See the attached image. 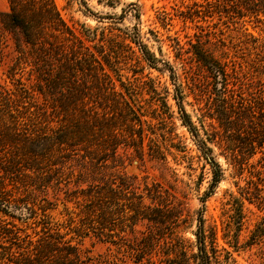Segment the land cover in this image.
Returning <instances> with one entry per match:
<instances>
[{"label":"rangeland","instance_id":"1","mask_svg":"<svg viewBox=\"0 0 264 264\" xmlns=\"http://www.w3.org/2000/svg\"><path fill=\"white\" fill-rule=\"evenodd\" d=\"M245 1L237 10L233 2L224 9L204 0H54L98 60L109 59L112 70L104 64L105 70L134 123L121 112L106 119L97 94L85 101L86 122L77 109L63 112L64 82L47 87L62 64L54 61L38 75L23 35L4 33L0 264L26 257L31 239L55 245L46 264L68 263L65 242L79 255L69 264H197L200 227L209 251L215 232L233 264H264V242L232 246L237 233L244 245L264 218V0ZM8 10V0H0V13ZM136 30L161 60L157 68L140 61L125 39ZM43 38L70 51L61 36ZM199 49L226 65V81L195 57ZM98 78H89L92 87ZM205 147L220 169L216 185Z\"/></svg>","mask_w":264,"mask_h":264},{"label":"trees","instance_id":"2","mask_svg":"<svg viewBox=\"0 0 264 264\" xmlns=\"http://www.w3.org/2000/svg\"><path fill=\"white\" fill-rule=\"evenodd\" d=\"M207 4L227 9V5L233 2L232 7L237 10L240 5L246 4L245 0H204ZM9 10L0 13V45L2 42V36L6 31L19 32L23 35L25 42L31 45L35 61L34 63L39 67L38 75H47L45 68L49 64L60 62L63 70L58 72V77L52 80L47 87L51 91L52 88H56L57 84L61 85L64 82V87L60 89L64 91L63 94L67 95V103L60 105L63 112H69L70 110H78L80 118L83 122H86V99L90 100L94 98L96 94L102 99L103 104L97 105V108L103 111V116L107 118L108 112H115L117 114L122 113L121 118H125L134 123V119H131L126 113V109H130V105L126 101L124 93L116 89V85L112 81L111 76L105 70V65L112 70L109 59L98 60L97 56L89 50V47L85 46L82 39H80L74 32V30L67 25L62 19L54 0H8ZM246 6V5H245ZM251 12H255L251 7H245ZM50 34L51 36H61L65 40L69 41L72 45L68 47L70 51H66L63 47L55 44L48 38H42L43 34ZM125 39L128 38L132 44L135 45L140 53V61H143L151 68H157L158 63L161 61L152 52L148 50L144 43L139 30L134 32L125 33ZM16 35V34H15ZM124 37V36H123ZM18 40V39H17ZM192 45H200L193 43ZM195 57L206 67V69L213 73L214 76H220L225 81L230 75L226 70V65L215 59L206 51L199 49L194 51ZM104 62V63H102ZM105 64V65H104ZM68 75V76H67ZM96 77L100 79L101 84L97 83L92 87L89 83V78ZM93 88V89H92ZM124 89V87H122ZM96 89V90H95ZM125 92V91H124ZM128 94V91L125 93ZM130 95H128L129 97ZM95 101V100H93ZM97 102V101H96ZM178 112L181 113L183 124L187 126L189 131L194 130V126L190 120L189 115L186 113L184 107L180 102L177 103ZM127 117V118H126ZM77 127L80 121H77ZM65 141H60L64 143ZM204 158L213 168V183L216 185L220 180V169L213 157L208 155L210 149L205 147L202 149ZM237 209V226L242 229L244 212L243 202H238ZM1 234L10 238V240H19L20 235L18 232H11V237L5 231H1ZM197 254L195 260L197 264H233L235 262L232 257V253L222 248L224 253L218 249L217 239L215 232L212 233L210 240V251L206 244V235L200 227L199 233H197ZM37 241V240H35ZM33 239L28 241L26 249L28 255H23L14 264H46V260L49 259V252L55 250V245L48 243V245H40ZM13 242V241H11ZM264 242V218H262L255 227L250 231L248 239L244 242V245L239 244V235H235L232 241V246L238 250L242 246L258 245ZM231 243V241H229ZM19 246V245H18ZM63 255L65 261L73 262L78 260V252L74 246L67 244L63 245ZM4 260V257H2ZM64 264V263H62Z\"/></svg>","mask_w":264,"mask_h":264}]
</instances>
